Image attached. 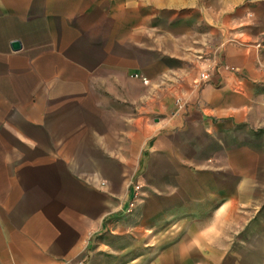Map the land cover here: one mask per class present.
I'll return each mask as SVG.
<instances>
[{"label":"crops","instance_id":"1","mask_svg":"<svg viewBox=\"0 0 264 264\" xmlns=\"http://www.w3.org/2000/svg\"><path fill=\"white\" fill-rule=\"evenodd\" d=\"M206 1L0 0V264L140 263L136 187L140 241L179 226L154 264H242L218 226L264 202V0Z\"/></svg>","mask_w":264,"mask_h":264},{"label":"rangeland","instance_id":"2","mask_svg":"<svg viewBox=\"0 0 264 264\" xmlns=\"http://www.w3.org/2000/svg\"><path fill=\"white\" fill-rule=\"evenodd\" d=\"M209 2V3H208ZM206 4L210 5L213 10L217 11L218 1L208 0ZM165 19V18H164ZM212 24L218 21V17H212ZM201 25V24H200ZM210 36V37H209ZM208 36L207 47L211 55H215L219 52V37L216 32H213ZM206 51V56L203 58L206 61V70L209 69L212 73V57ZM137 205V204H136ZM132 209V212L128 214L131 222V259L132 261L137 260L139 257L138 253H143L145 256L142 257L141 262L137 261L132 264H154L157 260L156 253L162 249L164 241H157L153 239L154 233L163 231H176L179 226L171 225H147L146 233L148 234L147 240H139L138 234L143 232L138 226V213L137 208ZM239 215H242V219L246 221L243 224H232L227 226H218V231L229 234H234L233 237L228 241L231 244V249H237L241 251L242 264H264V202L258 210H235ZM142 227V225H141ZM209 226H206L208 228ZM146 244L147 246H144ZM145 249V250H144ZM126 258V257H125Z\"/></svg>","mask_w":264,"mask_h":264},{"label":"built area","instance_id":"3","mask_svg":"<svg viewBox=\"0 0 264 264\" xmlns=\"http://www.w3.org/2000/svg\"><path fill=\"white\" fill-rule=\"evenodd\" d=\"M132 78L140 80L145 85H147L149 83V80L147 78H145L144 76L139 75L137 73L133 74ZM210 79H211V73H210L209 69H207V70L205 69L204 71L201 72V74L199 76L200 83L209 82ZM138 191H139V187H136L135 192L131 197L130 211H132V209L135 207V205L140 200V195H139Z\"/></svg>","mask_w":264,"mask_h":264},{"label":"water","instance_id":"4","mask_svg":"<svg viewBox=\"0 0 264 264\" xmlns=\"http://www.w3.org/2000/svg\"><path fill=\"white\" fill-rule=\"evenodd\" d=\"M12 48L14 51H19L21 49V44L19 42H13Z\"/></svg>","mask_w":264,"mask_h":264}]
</instances>
